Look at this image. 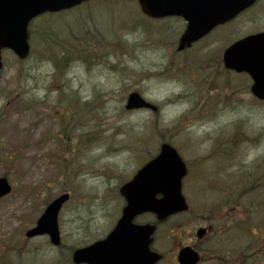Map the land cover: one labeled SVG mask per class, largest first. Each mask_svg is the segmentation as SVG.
Segmentation results:
<instances>
[{
  "label": "rangeland",
  "instance_id": "rangeland-1",
  "mask_svg": "<svg viewBox=\"0 0 264 264\" xmlns=\"http://www.w3.org/2000/svg\"><path fill=\"white\" fill-rule=\"evenodd\" d=\"M91 4L35 21L25 62L4 54L0 176L9 178L13 191L0 200V264H72L75 248L111 230L125 205L118 189L164 142L196 172L186 180L194 184H183L192 210L229 194L234 204L241 198L243 215L257 224L254 239L264 264V103L254 102L249 77L229 74L239 80L228 81L213 58L220 45L264 31V0L231 24L222 41L210 49L203 42L202 50L213 53L194 66L170 51L182 21L146 22L136 0ZM132 91L159 112L126 111ZM65 192L71 199L59 216L62 245L52 246L48 237L27 239L47 203ZM176 221L157 232V244L165 243L160 249L166 250ZM197 221L193 215L179 220L187 229Z\"/></svg>",
  "mask_w": 264,
  "mask_h": 264
},
{
  "label": "water",
  "instance_id": "water-1",
  "mask_svg": "<svg viewBox=\"0 0 264 264\" xmlns=\"http://www.w3.org/2000/svg\"><path fill=\"white\" fill-rule=\"evenodd\" d=\"M85 0H0V52L4 47L24 59L29 54L27 26L32 18L46 12L73 7ZM256 0H139L142 12L150 17L167 15L183 17L187 29L180 39L179 49L189 47L215 24L224 22L244 10ZM227 68L247 72L254 80L253 94L264 100V33L247 37L231 46L224 56ZM0 57V69H1ZM128 110L157 108L138 93L130 94ZM186 166L169 144L161 147L159 155L148 162L132 181L121 188L127 201L123 215L109 236L91 247L75 252L79 264H153L156 256L149 251L151 226H138L133 219L142 213H155L159 220L187 208L181 194V181ZM11 192L7 178H0V198ZM161 195L160 199L157 198ZM69 199L64 194L55 199L38 220L28 237L49 234L52 243H60L58 214ZM185 257L181 262L187 264Z\"/></svg>",
  "mask_w": 264,
  "mask_h": 264
},
{
  "label": "flooded vegetation",
  "instance_id": "flooded-vegetation-1",
  "mask_svg": "<svg viewBox=\"0 0 264 264\" xmlns=\"http://www.w3.org/2000/svg\"><path fill=\"white\" fill-rule=\"evenodd\" d=\"M207 210L206 215H193L198 224L190 229H187L186 222H179L180 215L173 217L177 219V225L171 232L180 234L172 236L167 253L158 250V241L153 240L152 249L162 255L156 264H179L177 256L184 247H191L200 255L201 262L198 264H259L258 240L245 236V223L250 222V217L243 215L241 198L237 197L235 204L230 198L225 199L222 205L208 207ZM202 227L206 233L198 238L197 230ZM251 228L246 232L253 237Z\"/></svg>",
  "mask_w": 264,
  "mask_h": 264
}]
</instances>
